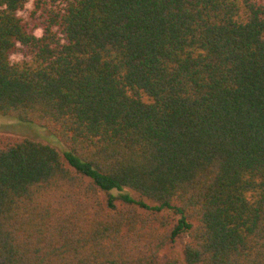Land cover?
Returning <instances> with one entry per match:
<instances>
[{
  "label": "trees",
  "instance_id": "trees-1",
  "mask_svg": "<svg viewBox=\"0 0 264 264\" xmlns=\"http://www.w3.org/2000/svg\"><path fill=\"white\" fill-rule=\"evenodd\" d=\"M26 2L0 0V115L66 151L0 141V264H264L263 5Z\"/></svg>",
  "mask_w": 264,
  "mask_h": 264
},
{
  "label": "rangeland",
  "instance_id": "rangeland-1",
  "mask_svg": "<svg viewBox=\"0 0 264 264\" xmlns=\"http://www.w3.org/2000/svg\"><path fill=\"white\" fill-rule=\"evenodd\" d=\"M255 1L259 4H262L264 7V0H255ZM33 9H34V0H31V7L26 8L24 6L23 9L18 12V16L23 21H27L29 20ZM36 34L39 36L41 34V31L37 30ZM28 59H29V55H28L27 50L20 45L10 55V60L13 63L25 62ZM18 138H27L30 140H34V141L47 144L61 153L66 151V147L64 146V144L60 142L54 135H52L46 129L36 124L24 123L14 118L0 115V141H6V140L18 139ZM146 202L151 204L149 201H146ZM163 253L164 254H175V255L181 254L180 241L175 243L172 246L166 247L163 250Z\"/></svg>",
  "mask_w": 264,
  "mask_h": 264
},
{
  "label": "clouds",
  "instance_id": "clouds-1",
  "mask_svg": "<svg viewBox=\"0 0 264 264\" xmlns=\"http://www.w3.org/2000/svg\"><path fill=\"white\" fill-rule=\"evenodd\" d=\"M24 6L26 8H30L31 7V0H28V2Z\"/></svg>",
  "mask_w": 264,
  "mask_h": 264
}]
</instances>
